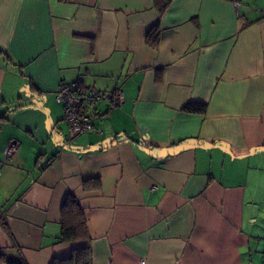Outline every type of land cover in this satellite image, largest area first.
Returning a JSON list of instances; mask_svg holds the SVG:
<instances>
[{
    "label": "crops",
    "instance_id": "1",
    "mask_svg": "<svg viewBox=\"0 0 264 264\" xmlns=\"http://www.w3.org/2000/svg\"><path fill=\"white\" fill-rule=\"evenodd\" d=\"M239 1L0 0V254L264 264V0ZM70 82L123 101L74 135ZM69 192L88 240L57 239Z\"/></svg>",
    "mask_w": 264,
    "mask_h": 264
},
{
    "label": "trees",
    "instance_id": "2",
    "mask_svg": "<svg viewBox=\"0 0 264 264\" xmlns=\"http://www.w3.org/2000/svg\"><path fill=\"white\" fill-rule=\"evenodd\" d=\"M160 26L156 23L148 32L146 41L156 45L159 40ZM205 102L188 101L182 106V110L190 113H205ZM60 234L58 241L88 240L90 235L84 216V212L75 195L69 192L60 208ZM0 261L5 264H26L24 260H12L5 254H0ZM51 264H91V250L89 246L73 249L63 258H54Z\"/></svg>",
    "mask_w": 264,
    "mask_h": 264
},
{
    "label": "built area",
    "instance_id": "3",
    "mask_svg": "<svg viewBox=\"0 0 264 264\" xmlns=\"http://www.w3.org/2000/svg\"><path fill=\"white\" fill-rule=\"evenodd\" d=\"M236 10L240 5L239 0H232ZM56 101L61 103L63 108V119L67 124L68 130L74 134L96 131L91 112L93 104L100 100L111 102L118 105L123 101L120 90L105 91L94 87L81 86L78 82L61 83L56 90ZM17 148L16 142H11L5 148V154L11 155ZM155 188V186H152Z\"/></svg>",
    "mask_w": 264,
    "mask_h": 264
}]
</instances>
